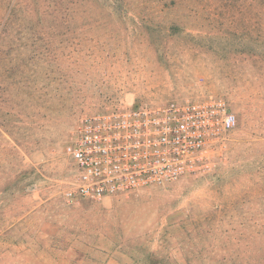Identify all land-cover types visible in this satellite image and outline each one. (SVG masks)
Wrapping results in <instances>:
<instances>
[{
	"label": "rangeland",
	"instance_id": "1",
	"mask_svg": "<svg viewBox=\"0 0 264 264\" xmlns=\"http://www.w3.org/2000/svg\"><path fill=\"white\" fill-rule=\"evenodd\" d=\"M248 0H0V264L264 262V16ZM225 100L195 174L70 200L82 121Z\"/></svg>",
	"mask_w": 264,
	"mask_h": 264
},
{
	"label": "built area",
	"instance_id": "2",
	"mask_svg": "<svg viewBox=\"0 0 264 264\" xmlns=\"http://www.w3.org/2000/svg\"><path fill=\"white\" fill-rule=\"evenodd\" d=\"M222 98L131 104L85 118L64 148L70 200L102 201L198 173L209 148L236 126Z\"/></svg>",
	"mask_w": 264,
	"mask_h": 264
},
{
	"label": "trees",
	"instance_id": "3",
	"mask_svg": "<svg viewBox=\"0 0 264 264\" xmlns=\"http://www.w3.org/2000/svg\"><path fill=\"white\" fill-rule=\"evenodd\" d=\"M248 6L250 8H259L260 11L264 12V0H248ZM261 264H264V262Z\"/></svg>",
	"mask_w": 264,
	"mask_h": 264
}]
</instances>
